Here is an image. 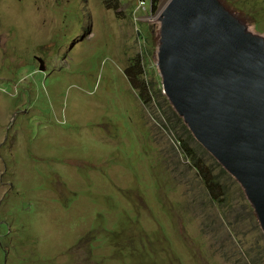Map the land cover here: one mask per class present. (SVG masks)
<instances>
[{
  "label": "rangeland",
  "instance_id": "obj_1",
  "mask_svg": "<svg viewBox=\"0 0 264 264\" xmlns=\"http://www.w3.org/2000/svg\"><path fill=\"white\" fill-rule=\"evenodd\" d=\"M157 1L0 0V264H264L251 195L209 161L215 200L177 140Z\"/></svg>",
  "mask_w": 264,
  "mask_h": 264
},
{
  "label": "water",
  "instance_id": "obj_2",
  "mask_svg": "<svg viewBox=\"0 0 264 264\" xmlns=\"http://www.w3.org/2000/svg\"><path fill=\"white\" fill-rule=\"evenodd\" d=\"M222 12L218 0H174L163 12L158 65L177 113L264 219V35L236 31Z\"/></svg>",
  "mask_w": 264,
  "mask_h": 264
},
{
  "label": "trees",
  "instance_id": "obj_3",
  "mask_svg": "<svg viewBox=\"0 0 264 264\" xmlns=\"http://www.w3.org/2000/svg\"><path fill=\"white\" fill-rule=\"evenodd\" d=\"M262 1L263 0H229V2L232 3L233 6H235L237 9L253 16L255 19L257 14L259 12L261 13L262 9H264V3L261 8ZM158 3L159 2L157 0H154L153 2L155 6H158ZM258 28L260 30H263L260 25L258 26ZM137 65L138 62H133L128 72L131 73V70ZM135 79L140 81L139 84L141 83V86L139 88V94L141 98L144 100V102L149 104L154 99L153 92L150 89V86H148L149 82L147 84V80L144 78L137 77ZM173 111L175 116L182 123L180 127H177L175 129L177 131H180L181 133V135L177 137V140L183 150L184 155L189 160H191L193 165L196 167L199 174L206 182L208 189L211 190L214 194V199H221L220 201H224L226 199L225 197L228 195L229 187L224 181H222L221 175H214L212 173L213 170L209 165V161L218 164L217 166L221 169V171L224 172V174L230 175L233 178L235 177L227 171V169L217 160L215 156H213L209 152V150L201 142L198 141L189 126L186 124L184 118L176 113V110L174 108ZM181 128L183 131H181ZM182 134H185V136H183ZM208 158H211V160H208ZM217 190L219 191L218 194Z\"/></svg>",
  "mask_w": 264,
  "mask_h": 264
},
{
  "label": "clouds",
  "instance_id": "obj_4",
  "mask_svg": "<svg viewBox=\"0 0 264 264\" xmlns=\"http://www.w3.org/2000/svg\"><path fill=\"white\" fill-rule=\"evenodd\" d=\"M153 2H154V0H153ZM226 2L229 4V5H232L233 6V4L232 3H230L229 2V0H226ZM233 7H235V6H233ZM236 8V7H235ZM241 11V10H240ZM242 13H245V12H243V11H241ZM246 14V13H245ZM251 16V15H250ZM252 17V16H251ZM252 20H254L253 18H251ZM250 21V20H249ZM254 21H257L256 19L254 20ZM251 25V27H252V23L250 24ZM253 25H254V27L255 28H257V30L258 31H254V29L252 30V31H254V32H256V33H259V34H262V35H264V31L263 30H260L259 28H258V23H256V25L253 23ZM174 108V107H173ZM211 153V152H210ZM213 155V154H212ZM214 156V155H213Z\"/></svg>",
  "mask_w": 264,
  "mask_h": 264
},
{
  "label": "bare ground",
  "instance_id": "obj_5",
  "mask_svg": "<svg viewBox=\"0 0 264 264\" xmlns=\"http://www.w3.org/2000/svg\"><path fill=\"white\" fill-rule=\"evenodd\" d=\"M253 30V29H252ZM177 113V112H176Z\"/></svg>",
  "mask_w": 264,
  "mask_h": 264
}]
</instances>
